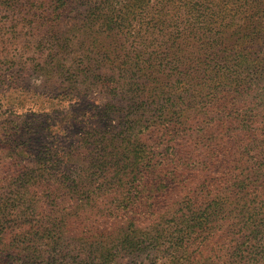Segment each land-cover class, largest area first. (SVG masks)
<instances>
[{"label": "trees", "instance_id": "1", "mask_svg": "<svg viewBox=\"0 0 264 264\" xmlns=\"http://www.w3.org/2000/svg\"><path fill=\"white\" fill-rule=\"evenodd\" d=\"M263 1L0 0L9 10L25 6L31 21L48 23L56 36L50 49L70 54L52 56L62 90H113L129 109L117 135L104 127L84 129L68 144L63 135L42 136L58 117L52 111L25 112L19 124L0 130V264L24 252L25 264H35L41 242L61 246L72 225L79 229L72 254L63 246L51 253L52 261L125 264L165 243L169 263L163 264H264V147H253L264 144V123L248 117L245 104L236 106L243 109L238 117L231 116V105L223 117L208 118L207 112L220 111L218 99L184 103L197 87L216 83L218 94L240 85L242 66L251 72L245 81L252 91L264 89V55L239 51L242 44L255 54L263 35L250 30L240 40L233 28L242 19L252 29L261 26ZM150 93L154 107L148 109L143 97ZM99 116L105 124V114ZM159 127L172 140L187 136L188 148L174 147L172 157L154 152L158 145L148 147L142 135ZM239 144L247 148L235 150ZM253 150L262 163L243 159ZM176 192L180 196L171 198ZM223 221L229 230H221ZM44 226L58 233L43 234ZM100 227L108 230L98 233Z\"/></svg>", "mask_w": 264, "mask_h": 264}, {"label": "rangeland", "instance_id": "2", "mask_svg": "<svg viewBox=\"0 0 264 264\" xmlns=\"http://www.w3.org/2000/svg\"><path fill=\"white\" fill-rule=\"evenodd\" d=\"M30 13L32 12L25 10V6L22 9L17 10H9L0 6V130L4 128H7L8 130L10 127L19 124L22 118H26L23 117L25 112L27 114L33 113L34 115L44 112V115L52 111L58 113V117L51 118L54 126L51 129H45L42 132V136L49 137L50 135H63L60 140L68 144L72 139H78L84 129L92 130L104 127L111 131L108 135H117L116 131L120 129L118 124L119 119L121 118L122 121L127 119L124 117L125 113L129 110L126 107V103L118 101L116 96H113V90H108L105 93H100L97 90L90 92L87 91L85 93L83 88L72 90L70 87L62 90L60 84L54 79L57 77L55 71L57 62L52 59V56L61 55L62 58H65L69 57L70 54L66 55V53H60L59 49H50L56 42V39L54 38L56 37L55 34L53 35V33H50L48 23L45 21H31L33 20V16H28ZM72 14L73 12H67V15ZM260 21L261 26L257 25L252 29L251 26H253V24H251V21L245 22L244 19L236 20V24L233 28L240 30V33L237 35L240 37V40H244L242 35H245L244 33L250 30H258L263 35L264 39V17H261ZM66 27L67 26L62 25L59 30H63ZM227 45L231 46L232 43L230 42ZM240 46L239 51L243 54L251 57L264 55V44L261 46L257 45V51H255V54H253L250 46L242 44ZM68 61L65 60L64 63H68ZM202 67L203 68L200 73H198L196 79H202L206 66L203 65ZM239 70L242 79H244L240 85L232 84L224 87L218 94H216V90L220 88L219 84H213L212 89L197 87L195 91H190L189 94H191V97L185 96L184 103H197L203 105L207 102L215 103L213 101L218 99L219 103L222 104L219 107L220 111L207 112L205 115L208 118L223 117L224 114H227V107L231 105L234 106V109L230 110L231 116L238 117L243 113V109L236 108V106L245 104V114L248 115V117H255L264 123V89L259 95L254 93L251 88V86L254 85H251L249 80L248 82L245 81L250 77L251 72L248 70L247 66H242ZM229 75L235 79L231 72H229ZM230 82L231 81L227 82V84ZM163 91H167L166 86H164ZM152 94L153 93H150L146 95V97H143V100L145 101L146 99L147 105L149 106L148 109L151 106L154 107V102H151L153 98ZM175 94L176 97H180L179 93ZM169 98L170 96L167 97V99ZM175 100L178 104L183 103L180 98ZM9 108H12L13 110L11 111ZM102 113H104L107 118L105 119V124L99 121L104 120L99 116ZM64 115L68 118L73 117L79 122L71 123L69 121H64L63 119L65 118L61 119ZM27 120L32 122L31 119ZM124 125H126L125 122ZM229 126L230 127H227L225 131L231 133L232 129L236 126V122ZM160 128L161 127H159V129ZM165 133V131L160 129L156 134L154 132L153 134L145 132L142 137L143 139H147L145 144L148 147H152L154 144L159 146L152 147L155 149L154 152H166L168 157L171 156L170 151H172L174 147L176 150H184L188 148L187 136H181L178 139L172 140L171 137ZM242 146V144H239L238 146H234V149L241 150L247 148ZM253 147L262 148L264 147V144L254 143ZM235 155L238 156L237 154ZM260 158L261 157L256 150L248 152L246 156H243V159L247 164L260 161ZM260 162L262 163V161ZM199 182L200 181L197 180L196 184ZM226 184L227 183L224 185ZM230 189L235 190L237 188L233 187ZM223 190L224 189H221L219 191ZM171 196V198L177 199L180 196V193L176 192ZM65 216L69 221L74 218L73 215H71L70 210L65 212ZM232 221L233 220H229V224ZM81 222L84 223L85 221ZM78 224L79 223H77V225ZM229 224L223 221L221 230H229ZM69 229L72 230V233H62V236L64 235L66 240L59 247L54 248L53 244H51L52 242H41L39 245L40 254L35 260V264H52L53 262L55 264H62L60 263V258L57 261H52L50 257L54 250H57L58 252L63 246L65 247L63 251L64 254H72L70 251L72 245H70V243L76 241L75 237L78 235L79 229L78 227L75 229L73 225L67 230ZM84 229H87V227H84ZM105 230L107 231L108 228L100 227L97 232H104ZM42 232L43 234H52L57 231H55L54 227L44 226ZM154 234L156 233L154 232ZM219 234L220 236L223 235V238L226 236L221 233ZM158 247L161 249L160 251L155 247H150L141 257L128 260L125 264L169 263L167 251H162L165 249V243ZM27 257L28 256H26L25 252L14 255L13 258H10L8 264H25V258ZM64 261L66 264H74L72 257H66Z\"/></svg>", "mask_w": 264, "mask_h": 264}]
</instances>
